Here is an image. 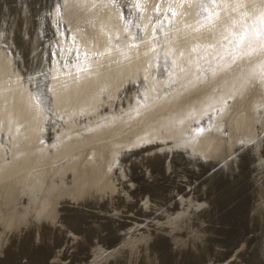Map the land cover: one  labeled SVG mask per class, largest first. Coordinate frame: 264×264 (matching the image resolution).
Wrapping results in <instances>:
<instances>
[{
  "label": "bare ground",
  "instance_id": "obj_1",
  "mask_svg": "<svg viewBox=\"0 0 264 264\" xmlns=\"http://www.w3.org/2000/svg\"><path fill=\"white\" fill-rule=\"evenodd\" d=\"M34 1L0 12V256L47 228L62 235L48 264H264V0ZM242 150L256 235L229 257L209 250L208 181L202 197L184 170L164 195L136 191L133 165L157 177L149 158L166 175L184 153L194 177L231 176ZM67 205L105 214L116 241L91 214L75 257L86 230L65 225ZM128 212L142 219L117 225Z\"/></svg>",
  "mask_w": 264,
  "mask_h": 264
},
{
  "label": "rangeland",
  "instance_id": "obj_2",
  "mask_svg": "<svg viewBox=\"0 0 264 264\" xmlns=\"http://www.w3.org/2000/svg\"><path fill=\"white\" fill-rule=\"evenodd\" d=\"M245 151L248 152V150H245ZM248 153H249V156L246 160V165H247L248 171L245 173L243 178L238 180V182H237L238 178L236 179V178H233L234 176H227L226 174L223 173V171L221 169L218 168L217 165H213L211 168L212 170H210L208 172V173L212 172V174H213L214 173L213 171H215L216 173H214V175L218 176V179L215 180L214 185H213V187H214V189H213L214 190V198L212 197V199L214 202L210 205V207L212 208L211 212H213L211 214L214 215L215 219H214V221L211 220V222H213L211 225L212 226L214 225V227L211 226L212 232L210 233L211 237H210V240H208V245H209V250H212V251H215V249H217L218 246H221L222 248L224 246V248H223L224 250L221 248L222 249V252L220 254L221 256H228L232 251H234L235 248L237 247L236 244L243 237H247L249 240H252L251 244H253L255 242L254 236L256 235V231L250 230L247 227L248 226V223H247L248 210H249L251 200H252V198H251V193H252L251 192V189H252L251 183L252 182H250L252 180H250V178H252L251 172H253V171H251L252 166H253L251 163L252 156H251L250 152H248ZM187 160L188 159L186 158L184 153H180L174 159L176 168L174 169L173 172L166 175L164 173L159 172V168L162 166V162L160 163L159 158H157V157L149 158V161H150V162L148 161L149 165L151 166L152 171L156 172V175H157V177L150 182L144 181V179H142V177H141V172H140V168L138 167V165H133L132 166L133 167L132 176L134 177V179H137L139 181V185L136 187L137 188L136 191L137 190L138 191L139 190L144 191V190L148 189L151 191L152 194H157L158 191H160L159 193L162 194L161 191L162 192L165 191L166 188H168L172 183H175L177 175L182 172L181 170H184L186 172L187 176L189 177L188 181L191 184H193L195 187L194 192L197 193L199 197H202L204 194L201 191L200 185H202L203 182L208 181V180L207 179L203 180V177L205 175L202 177H200V175L197 177H194V175H192V172H191L194 169L187 163ZM154 161H156V162H154ZM155 163L156 164L158 163L159 168H157V169H155L156 167L153 168V164H155ZM188 170H190V171H188ZM218 172H220L221 174L218 175ZM178 186L181 188L182 187L186 188V184H184L182 182V180L179 181ZM187 187H188L187 189H189V186H187ZM183 188H182V190H183ZM165 193H163L162 195H164ZM208 195L209 196L211 195L209 189L206 191V197ZM66 207L67 208L65 209L64 212L70 211L69 219L74 222V223L72 222L73 228L76 231L83 232L84 230H86L85 228H88L87 224H88V221L90 220V218L94 219L92 217V215H93L97 218L96 220L100 221L103 224V230L100 233V237L104 238V236H102L103 235L102 233L104 232V234L106 235V241H108L110 243L116 241V239L119 235V232L114 230V227H113L114 224L110 221V219L104 217V216H106L105 214H101L102 218L100 217V220H99V217L97 216V214L95 215V213L87 212V211H90L89 209L84 210V208H83L82 210H76V209H74L75 206H73V205H71V206L67 205ZM122 214L124 216H122L120 218V220H118L117 225H119L121 223H126V222L129 223L132 221L131 220L132 218L142 219V217H140L136 214H133L132 212L122 213ZM102 215H104V216H102ZM126 215H127V217H126ZM90 223H91V221L89 222V225H90ZM49 233H50V231H49ZM51 235L54 236L55 235L54 232L51 233ZM54 239L55 238H53L52 240H54ZM60 239H61V237L57 236V239H55L56 243H59L61 241ZM47 241H48V239L47 240L42 239L40 241H36V243H35L34 239L29 234L27 236V240L25 241V248H24L25 250L22 252H24V254L25 253L30 254L31 252L37 251L38 252L37 254H39V256L41 258V264H48V257H49V254H50L52 248L50 246L51 244H48ZM222 244H224V245H222ZM17 245H18V242L14 246V247H16V250H17ZM157 246L160 248V252H162V254H163L162 257L164 258V260L166 262H170L172 260L173 254L171 253V251L168 247L169 246L168 245V239L166 237H160L159 241L157 242ZM81 247L82 246H80V249L78 248L76 250L77 252L74 255L75 257H76V255L79 256L80 254L81 255L83 254L82 252L84 250ZM80 250H83V251L79 253L78 251H80ZM77 253H79V254H77ZM14 256H15V254H14ZM182 257H183V255H182ZM190 257H188V258H186V257L181 258L180 257V259H179L180 263L179 264H197V261H194L193 258H191V260H190L189 259ZM228 257H226V258H228ZM2 258H3V254L0 256V260ZM248 258H249V260H251L250 256ZM248 258H247V260H248ZM25 259H26V257L20 258L21 261L18 260L17 264H24ZM212 263H217V261H214ZM249 263L250 262H246L245 264H249Z\"/></svg>",
  "mask_w": 264,
  "mask_h": 264
},
{
  "label": "water",
  "instance_id": "obj_3",
  "mask_svg": "<svg viewBox=\"0 0 264 264\" xmlns=\"http://www.w3.org/2000/svg\"><path fill=\"white\" fill-rule=\"evenodd\" d=\"M41 2H43V0H40ZM28 2H35L34 0H28ZM45 3V2H44ZM16 8V0H0V12L2 9H15ZM249 156V153L245 150H242L239 154H238V158H237V162H236V166H237V170L236 172L234 173H231V176L235 175L233 178H238L237 179V182L239 179L243 178V176L245 175V173L248 171V168H247V165H246V160ZM156 167V168H155ZM153 168L157 169L159 168V165L158 163L156 164H153ZM208 170V169H207ZM206 170L205 171H202L201 174H200V177L204 176L203 177V180H208V188H209V191L212 189V191H214V182L215 180L218 179V176H215L214 174L211 173H208ZM211 170V169H210ZM200 172V171H199ZM214 173H216L215 171H213ZM207 173V174H206ZM221 174L220 172H218V175ZM69 214H70V211H67V212H64L62 214V217H63V222L65 223L66 226H69L71 225L73 227V224H72V221L69 219ZM95 226L90 225L88 226V228H86V233L85 234H82L83 236V241L82 243H80L78 245V247L76 249H80V246L84 247L83 249L86 248V246L88 245V242L90 241L91 239V235L90 233H92V231L94 230ZM102 230H103V226L101 227ZM49 230L47 228L43 229L41 231V239L39 240H42V239H45V238H51V240H48L49 244H51V248L53 249V247H55V245L57 244L56 243V240H53L52 241V238H57V236L59 235L60 237H62L61 234L59 233H55L54 232V236H49ZM29 235V233H25L19 240H18V245H17V250H16V247L15 244H10L8 245V247L5 248L4 252H3V258L0 260V264H17L18 263V260H20V258L22 257H26L25 261H24V264H41V258L39 256V254H37L38 252H31L30 254H24V251L25 249V241L27 240V236ZM58 236V237H59ZM102 236H104V241L106 240V235L103 234ZM19 249V250H18ZM51 249V250H52ZM15 254V256H14ZM23 254V255H22ZM25 255V256H24ZM13 256V257H12ZM21 261V260H20Z\"/></svg>",
  "mask_w": 264,
  "mask_h": 264
}]
</instances>
